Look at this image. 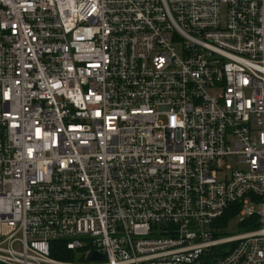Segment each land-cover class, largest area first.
I'll return each instance as SVG.
<instances>
[{
  "label": "built area",
  "instance_id": "built-area-1",
  "mask_svg": "<svg viewBox=\"0 0 264 264\" xmlns=\"http://www.w3.org/2000/svg\"><path fill=\"white\" fill-rule=\"evenodd\" d=\"M0 264H264V0H0Z\"/></svg>",
  "mask_w": 264,
  "mask_h": 264
},
{
  "label": "rangeland",
  "instance_id": "rangeland-1",
  "mask_svg": "<svg viewBox=\"0 0 264 264\" xmlns=\"http://www.w3.org/2000/svg\"><path fill=\"white\" fill-rule=\"evenodd\" d=\"M224 12L222 13V19L224 20ZM214 92V91H213ZM240 215H236L234 217H232L227 226H225L224 228H222L221 232L219 233V236H229V235H238L241 234L245 231L250 230L251 228H246L241 226L240 224ZM82 243L84 246H89L90 243L86 240H82ZM89 252L88 251H84V252H79L77 254V258H82L84 256V260L83 261H87Z\"/></svg>",
  "mask_w": 264,
  "mask_h": 264
},
{
  "label": "water",
  "instance_id": "water-1",
  "mask_svg": "<svg viewBox=\"0 0 264 264\" xmlns=\"http://www.w3.org/2000/svg\"><path fill=\"white\" fill-rule=\"evenodd\" d=\"M91 260H93V261H102V260H104V257L99 256L98 254L95 253V254L91 257Z\"/></svg>",
  "mask_w": 264,
  "mask_h": 264
},
{
  "label": "trees",
  "instance_id": "trees-1",
  "mask_svg": "<svg viewBox=\"0 0 264 264\" xmlns=\"http://www.w3.org/2000/svg\"><path fill=\"white\" fill-rule=\"evenodd\" d=\"M233 213L229 212L226 214V218H229L232 216ZM56 246H58V248L62 249V245L61 244H57ZM56 255V254H55Z\"/></svg>",
  "mask_w": 264,
  "mask_h": 264
}]
</instances>
